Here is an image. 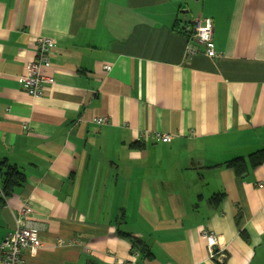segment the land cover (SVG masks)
I'll return each mask as SVG.
<instances>
[{
    "label": "crops",
    "instance_id": "crops-1",
    "mask_svg": "<svg viewBox=\"0 0 264 264\" xmlns=\"http://www.w3.org/2000/svg\"><path fill=\"white\" fill-rule=\"evenodd\" d=\"M196 1L188 15V0H0V158L27 175L1 202L0 241L29 202L42 245L24 264H264V163L226 165L264 147V0ZM200 17L217 57L191 36ZM39 35L53 82L37 99L19 77Z\"/></svg>",
    "mask_w": 264,
    "mask_h": 264
},
{
    "label": "built area",
    "instance_id": "built-area-1",
    "mask_svg": "<svg viewBox=\"0 0 264 264\" xmlns=\"http://www.w3.org/2000/svg\"><path fill=\"white\" fill-rule=\"evenodd\" d=\"M191 36L204 47V53L217 57L218 52L215 49L213 41L214 21L211 17H200L195 19L188 26ZM54 40L48 36L39 35L35 38L36 59L27 62L26 72L19 77V82L34 98L39 99L43 95L46 86L53 82V78L42 72V67L50 65L51 48ZM197 47L189 43L186 47V58L197 55ZM106 70H110V65H105ZM99 122L105 121V118H98ZM155 137L162 141H170L169 134H156ZM34 211L29 202L23 204L16 218L15 228L7 233L0 241V264H24L23 253L29 251L36 253L41 247L42 242L39 237V225L32 218ZM209 244V258L224 262L226 254L223 250L216 249L218 240L213 232L205 233Z\"/></svg>",
    "mask_w": 264,
    "mask_h": 264
},
{
    "label": "trees",
    "instance_id": "trees-1",
    "mask_svg": "<svg viewBox=\"0 0 264 264\" xmlns=\"http://www.w3.org/2000/svg\"><path fill=\"white\" fill-rule=\"evenodd\" d=\"M191 33V32H190ZM144 144L138 142L134 143L132 147H143ZM264 163V147L260 148L248 156H240L229 160L226 165L231 167L237 176L242 177L245 175L249 169H253ZM0 190H2L3 195H0V206L1 202L14 194L17 187L22 186L27 182V175L21 171L17 166L9 162L7 158H0ZM225 198L224 193L214 194L211 198V202L218 207ZM243 237L246 239V233L241 232ZM118 234L124 239L131 243V251L134 253H139L142 259H152L153 253L151 251L150 245L147 242L133 234L123 230L121 227L118 228Z\"/></svg>",
    "mask_w": 264,
    "mask_h": 264
},
{
    "label": "rangeland",
    "instance_id": "rangeland-1",
    "mask_svg": "<svg viewBox=\"0 0 264 264\" xmlns=\"http://www.w3.org/2000/svg\"><path fill=\"white\" fill-rule=\"evenodd\" d=\"M186 4L189 5L188 15H195L198 13L197 10H199V4L196 0H188V2L184 3L185 7H186ZM183 9H186V8H183Z\"/></svg>",
    "mask_w": 264,
    "mask_h": 264
}]
</instances>
